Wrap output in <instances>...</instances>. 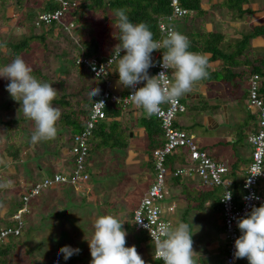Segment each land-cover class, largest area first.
I'll return each instance as SVG.
<instances>
[{"label":"trees","instance_id":"16d2710c","mask_svg":"<svg viewBox=\"0 0 264 264\" xmlns=\"http://www.w3.org/2000/svg\"><path fill=\"white\" fill-rule=\"evenodd\" d=\"M204 1L205 0H183V4L185 7L194 12V16L200 18V16L202 17L205 14V10L202 8ZM207 1L212 7H215V4L213 3L214 0ZM216 1L217 5L225 7L230 12L237 14L239 17L252 15L256 11L252 9L249 4V0ZM170 3L171 0H109L107 2L106 0H82L77 7L70 9L67 12L63 19V23L74 22L75 29L76 23L83 24L87 17H92L94 14L102 10V15L104 16L106 22H111L116 26L117 18L114 15V12L117 9L124 8L127 10V15L129 16L131 22H145L153 33V39L158 41L166 38V36H161L158 22L162 17L172 15V7ZM11 7L16 8L15 11L23 9L21 10L23 17H27L28 19L26 22L22 21L21 24L24 26L26 25L29 31L20 38H15L13 40L10 39L8 41L6 40L4 43L1 41L0 48L4 46L6 50L5 52L0 51V56L5 60L6 64H8L18 55L24 59L26 55L30 54L33 50L42 51L43 62L37 68L33 69V75L42 82L52 84V86L57 89L58 94L56 99L53 101V105L60 109L61 117L57 122L58 134L55 139L45 140L33 144L31 142V136L35 130V124L24 115L22 108H20L21 104L13 100L8 93L9 100L7 103L4 102L3 104H7L6 120H0V124L3 127L0 133L5 134L10 141L15 140L18 147H33L32 152L35 153V156L32 158L27 155V160L23 161L25 166L32 159H36L38 161L33 168H30V171L37 170L39 172H43L45 169L49 171L52 170L50 168H52L51 166L53 165L55 159H69V162L74 161L75 157L71 152L73 137L84 130L85 123L90 116L92 106L99 99L104 90L105 80L94 77L87 66L77 64V58L81 55L88 58L99 55H112L121 43L119 39L120 31L118 28H116L115 31L108 29V36L105 44H103L100 40L93 37H86L83 41H79L71 34V32L65 30L62 24L56 22L43 24L39 27L36 26L34 24V20L38 17L40 12L54 11L58 8V6L51 0H0V27L7 24L9 20L12 19V16L8 14V9ZM183 19L185 18L176 19V21L172 23L176 30L178 29L175 23L177 21H182ZM81 28L83 27L81 26ZM252 30L253 31L251 33L245 34L243 39L238 43H234L231 50L221 48L224 39L221 34H187L190 40V48L188 50L209 52L212 53L213 58H222L225 63L223 69L241 70L238 73L236 72L238 77L245 76L250 78L254 74L259 75L263 81L260 88V94L264 100V55L259 57L256 56L255 58H250L246 55V48L250 45V40L253 37L264 35V23L261 26H252ZM71 31L75 32L73 30ZM197 43H199L200 46H198ZM194 44H197L196 47H198L196 48ZM160 50L166 51L163 47ZM107 79L112 82L111 71ZM207 79L211 80L210 75H208ZM2 82L7 83V80L3 79L1 80V83ZM93 88H99L101 91L98 96L90 98L89 94ZM2 108H4V106L1 107V109ZM120 109L122 110V108H114L112 106L107 107V118L100 121L93 130L92 137L89 142L90 147L88 159L99 146L111 149H125L128 146L126 141L120 139V137L124 136V131L121 130L118 122L113 119L119 113L118 110ZM141 124L146 129L148 138H150L149 150L152 152L163 143L159 138L162 137L160 124L158 120L152 116L142 118ZM23 136H26V138ZM94 141H96L98 145L94 146ZM5 151L8 152L9 156H11L15 162H19L23 159L20 149L14 150L9 146L5 148ZM186 155L187 153H185L182 149L176 151L172 155L168 156L167 165L169 166V164H172V171H175L177 168H181V165L186 163ZM42 162L47 163V167L42 166ZM58 172L55 171L51 176H44L37 180H34L31 177L25 179L27 180L28 185L24 190L17 189L15 191H11L12 199L15 200V202L11 205V212L16 213L23 206V195L27 193L36 183L45 179H53L54 175ZM19 185L20 184L18 183V187ZM213 187L223 188L221 186ZM230 188L232 190V183ZM241 189L242 194L239 199L235 196L232 190L235 203L238 205L240 204L241 198L244 194L243 182L238 187V192L241 191ZM220 205L222 211L221 200ZM28 213L24 214V221L27 220L26 216ZM13 225L14 221L11 220L6 222V224L2 227H13ZM25 229L26 227L23 228L20 236L23 234ZM20 236L10 238H19ZM9 239L6 242L0 243L1 264H10L8 257L10 252L13 251V247L7 244ZM2 244H6V246H3Z\"/></svg>","mask_w":264,"mask_h":264},{"label":"crops","instance_id":"0c3cea01","mask_svg":"<svg viewBox=\"0 0 264 264\" xmlns=\"http://www.w3.org/2000/svg\"><path fill=\"white\" fill-rule=\"evenodd\" d=\"M249 2L252 9L256 10L255 13L239 17L225 7L217 5L216 0L213 1L215 7H212L205 0L202 4L205 14L197 18L193 13L191 16L195 18V21L193 24H186V30L182 34L187 36V34L191 33L198 35L218 33L224 37L221 48L231 50L234 43H238L245 34L253 31L252 26H261L264 23V5L262 7L260 0H249ZM189 17L185 19L187 20ZM204 18H210V20L204 23H195L196 20ZM204 24L210 27H205ZM262 36L264 35L253 37L250 40L248 49L252 50L250 46L255 49L261 48L264 43ZM197 44L200 46L199 43ZM197 44H194V46L196 47ZM2 52H5V50ZM156 52L153 51L151 54L153 61L158 55ZM192 52L207 55L209 60L207 71L211 80L205 78L196 82L193 90L181 97L186 111L178 115L176 126L194 135L201 148L207 150L214 160L223 162L228 167L227 179L232 183L233 193L239 199L242 189L238 192V187L245 179L251 163L252 149L247 139L249 134L256 132L258 128L257 114L247 108L249 77H238L236 74L241 71L240 69H223L225 65L223 59L219 57L213 58L212 53L195 50ZM262 54L264 53L259 52L258 57ZM174 71L172 69V82H174ZM148 73L150 77L154 76L153 67L149 68ZM111 76L114 89L125 92L126 88L122 87L118 82V73L115 71L112 74L111 70ZM262 83L263 81L261 80ZM118 112L113 119L118 122L121 130L124 131V136L131 138L127 142L128 146L125 149L129 150L131 154L137 150L141 155L143 153L146 154L147 171L140 174L142 177L138 180L137 185L143 188L145 195L155 176L151 161L152 152L149 150L150 138H148L146 129L141 124V119L149 115L144 109L136 105L128 109H120ZM159 138L162 140V137ZM184 152L186 153V151ZM137 154L133 153L135 156ZM135 156H133V159L138 162V158ZM60 162L61 165L56 167V172L69 171L73 164V161L69 162V159L60 160ZM171 165L169 164L168 166L171 173L167 178L168 196L166 201L162 203L163 213L168 219L175 214L174 218H172L175 220L174 225L180 222L189 224L190 230L194 233L192 236L193 250L198 253L194 257L197 264H207L208 260H211L212 263L210 264H223L228 250L220 205L223 188H212L211 186L203 185L195 173L175 177L172 175ZM184 166H187V164L181 165V167ZM56 186H54L53 190H55V194L61 196L55 188ZM259 189L264 192V178ZM59 198L63 204L64 200L61 197ZM33 201H36V199ZM171 205L175 206V210L168 212L167 209ZM103 211L107 212V209L104 208ZM132 225L134 226V224ZM135 232L139 233L140 231L135 229ZM128 236L130 240L126 243V247L134 245L145 264H161L154 257V246L146 234H141L137 237H135L136 234ZM209 257L211 258L209 259Z\"/></svg>","mask_w":264,"mask_h":264},{"label":"clouds","instance_id":"9594fccd","mask_svg":"<svg viewBox=\"0 0 264 264\" xmlns=\"http://www.w3.org/2000/svg\"><path fill=\"white\" fill-rule=\"evenodd\" d=\"M114 15L121 43L108 65L116 60L119 84L124 88L135 89L128 97L149 116L158 114L161 105L176 102L192 91L196 82L208 77L207 55L189 51L190 40L186 35L173 30L162 41H157L153 39V33L145 22L130 21L126 9L115 10ZM162 47L166 51H163L161 67L175 70L174 82L170 86H166L167 72L161 71L151 77L148 73L149 68L155 66L152 52ZM122 50L126 53L123 56L120 55ZM93 71H96L94 65ZM101 75H106L103 65L97 77ZM0 78L9 81L6 91L13 100L21 104L24 115L35 124L31 142L36 144L55 139L58 134L57 122L61 117L60 109L53 105L57 89L34 76L33 68L19 55L10 63L0 66ZM141 82L144 86L137 89L136 86ZM100 91L99 88H93L90 98L98 96ZM94 104L104 108L103 101ZM228 186L229 184L225 186L221 201L231 200V191H226ZM250 199L259 197L253 195ZM124 223L113 215H103L95 220L94 235L88 241L91 264H145L134 245L126 247L127 232L123 228ZM134 223H142V219H137ZM237 226L241 235L235 240L234 258H246L249 264H264V204L259 207L253 205L250 212L238 218ZM159 232L162 238H155V253L163 264H197L194 257L198 253L193 250L194 233L188 223L180 222L175 227L161 225ZM151 236L154 239L152 233ZM79 252L80 249L66 245L59 249L58 256L63 254V258L67 260Z\"/></svg>","mask_w":264,"mask_h":264},{"label":"rangeland","instance_id":"374dc122","mask_svg":"<svg viewBox=\"0 0 264 264\" xmlns=\"http://www.w3.org/2000/svg\"><path fill=\"white\" fill-rule=\"evenodd\" d=\"M262 2L264 3V0H260L263 7ZM15 9L14 7L8 9V14L12 16V19L9 20L8 24L0 27V43L1 41L4 43L6 40L20 38L29 31L26 25L25 27L21 24L22 21L26 22L28 19L23 17L21 11L23 9L18 11ZM194 19L191 16L187 20L177 21L175 25L179 32L183 33L186 30V24H193ZM208 20L210 18H204L196 20L195 23H204ZM201 26L203 27V25ZM204 26L210 27L206 24ZM116 28L115 24L106 22L102 10H100L92 17H87L83 24L76 23V28L73 29L75 32H71V34L79 41H83L86 37H93L105 44L108 36L107 30L115 31ZM262 37L264 38V36ZM248 47L246 51L251 53L246 52V55L250 58H255L259 52L264 53V43L261 48L255 49L250 46L252 49L250 50ZM0 50L4 51L6 48L3 46ZM0 58V66L6 65L5 60L1 56ZM24 60L35 69L43 62V52L33 50L26 55ZM116 70L117 62L112 68V74ZM1 80L3 78H0V120L5 121L7 104H3L9 100L6 91V85L9 82L1 83ZM1 105L4 108L1 109L3 107ZM2 128L0 124V132ZM23 137L26 138V136ZM8 139L5 134L0 133V228L6 222L14 220L11 205L15 200L12 199L11 191L24 190L28 185L27 180H25L27 178L31 177L37 180L44 176H51L56 171V167L61 165L60 160L55 159L52 168H50L52 170L30 171V168H33L38 161L32 159L26 166L23 161L27 160V155L32 158L35 156V153L32 152L33 147H18L15 140L10 141ZM120 139L126 142L131 140L126 136L120 137ZM93 144L94 146L98 145L96 141ZM9 146L14 150L20 149L23 156L21 161H13L12 157L5 151V148ZM133 153L138 154L135 156L136 154L133 155ZM133 153L131 154L127 149H111L99 146L89 159L87 157V171L90 180L82 187L69 184L58 185L55 187L61 194L58 196L53 190L54 186H52L37 197L36 201H32L30 212L26 216V223H24L25 231L19 238H10L11 240L9 239L7 242L13 247V251L8 257L10 264H91L92 257L90 256L88 241H91L94 235L95 220L103 215H113L125 222L123 228L127 232L126 243L130 240L128 235L136 234L135 237L144 235L145 232L143 231L135 232L131 211L139 205L144 195L143 188L137 185L138 180L142 177L140 174L147 171V161L146 154L141 155L138 150ZM133 156L138 158V162L133 159ZM41 164L46 167L48 165L45 162ZM18 183L20 184L19 187ZM59 197L64 200L63 204ZM104 208L107 209V212L103 211ZM163 216L166 217L164 213ZM174 216L175 214L169 218L172 227L176 226L174 225L175 220L172 219ZM198 237L201 238L200 235ZM2 245L6 246V244ZM66 245L80 249L79 254H74L67 260L63 258V254L58 256L59 249ZM210 263H212L211 260H208L207 264ZM240 263L249 264L246 258L240 259Z\"/></svg>","mask_w":264,"mask_h":264},{"label":"built area","instance_id":"2783aa9c","mask_svg":"<svg viewBox=\"0 0 264 264\" xmlns=\"http://www.w3.org/2000/svg\"><path fill=\"white\" fill-rule=\"evenodd\" d=\"M51 1L56 4L58 8L54 11L40 12L38 17L34 20V24L39 27L43 24L56 22L62 24L65 30L72 32L71 30L75 27L74 22L63 23V19L67 12L70 9L77 7L82 0ZM170 5L172 7V15L162 17L158 22L161 36L164 37L167 36L170 31L176 30L172 24L176 19L187 18L194 13L191 9L185 7L183 0H171ZM161 40L162 39L158 41ZM156 51L158 55L154 60V76L158 75L161 71L167 72L168 83L166 86H170L171 83H173L172 69H163L161 67L163 52L161 50ZM115 53L116 51L112 55H99L90 58L81 55L77 58L76 63L87 66L96 78H98L97 73L100 71L101 66H105L106 75H101L99 77L105 80L104 90L96 101H103L104 108L93 104L90 116L85 123L84 130L73 137L71 152L75 159L71 169L65 172H58L54 175L53 179H45L36 183L23 195V206L13 215V227L0 228V243L6 242L10 237L20 236L25 226L23 216L25 213L29 212L30 203L42 195L46 190H49L52 186L61 184L82 187L90 180V175L87 171V157L89 155L90 147L89 142L96 125L107 118V107L112 106L114 108L128 109L133 105H136L128 97L135 89L126 88L125 92L117 91L114 89L112 82L107 79L116 60L114 59L110 65H108V62L112 56H115ZM124 54L126 53L122 50L120 55L123 56ZM93 65L95 66L96 71H93ZM248 85L247 108L251 112L257 114L258 130L248 136V142L252 149L251 163L246 177L243 180L244 194L239 205L235 203L234 195L230 188L231 182L227 179L229 172L228 167L223 162L214 160L207 150L201 148L194 135H191L176 126L178 115L186 111V107L181 98L176 102L161 105L159 113L152 115L159 121L163 143L151 153V161L155 171L154 180L146 194L142 197L139 205L133 211V224L137 231H143L146 233L149 241L154 246V257L159 260L161 264H163V261L158 258L155 253V238H162L159 232L161 225H169L172 227L171 221L163 216L162 208V203L168 196L167 178L171 173L167 165V158L169 155H172L181 149L187 153L186 163L188 166L177 168L172 173L173 176L178 177L189 173H195L203 185L211 187L221 186L223 187V190L225 189V186L229 184L226 191H231V200L227 202L221 201L224 228L228 243L227 255L225 256L223 264H241L240 259L234 258L235 240L241 235L237 226V220L250 212L253 205L259 207L261 204H264V192H261L259 189L261 181L264 178V100L260 94L261 77L257 74L252 75L249 78ZM142 86H144L143 82L138 84L136 88L138 89ZM253 195L259 197V199H250ZM174 210V205L169 206L167 209L168 212H173ZM137 219H142V223H134Z\"/></svg>","mask_w":264,"mask_h":264}]
</instances>
